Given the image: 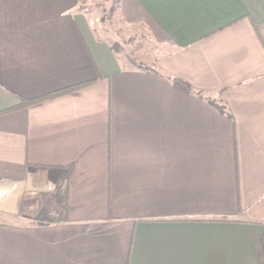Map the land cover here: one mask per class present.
Here are the masks:
<instances>
[{
    "label": "crops",
    "instance_id": "0c3cea01",
    "mask_svg": "<svg viewBox=\"0 0 264 264\" xmlns=\"http://www.w3.org/2000/svg\"><path fill=\"white\" fill-rule=\"evenodd\" d=\"M85 1L0 0V264H263L264 0H120L149 63Z\"/></svg>",
    "mask_w": 264,
    "mask_h": 264
},
{
    "label": "rangeland",
    "instance_id": "374dc122",
    "mask_svg": "<svg viewBox=\"0 0 264 264\" xmlns=\"http://www.w3.org/2000/svg\"><path fill=\"white\" fill-rule=\"evenodd\" d=\"M119 6L120 0H86L83 4V8L92 13L98 36L108 39L126 62L149 63L157 53L156 42L147 29L126 25L120 15ZM11 189L10 185H0V214L15 201L28 220L38 219L44 209L43 201L37 202L34 194H30L31 190L11 196Z\"/></svg>",
    "mask_w": 264,
    "mask_h": 264
},
{
    "label": "trees",
    "instance_id": "16d2710c",
    "mask_svg": "<svg viewBox=\"0 0 264 264\" xmlns=\"http://www.w3.org/2000/svg\"><path fill=\"white\" fill-rule=\"evenodd\" d=\"M174 84L180 88H184L186 91L192 90L191 86L187 82L183 81L182 79L174 78ZM63 92H65V90L60 92V93H63ZM30 103H33V101H28V102L22 103L19 106L15 107L14 109L29 105Z\"/></svg>",
    "mask_w": 264,
    "mask_h": 264
}]
</instances>
